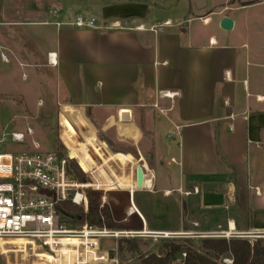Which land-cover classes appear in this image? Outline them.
<instances>
[{
  "label": "crops",
  "instance_id": "0c3cea01",
  "mask_svg": "<svg viewBox=\"0 0 264 264\" xmlns=\"http://www.w3.org/2000/svg\"><path fill=\"white\" fill-rule=\"evenodd\" d=\"M78 16L98 29L75 27ZM115 21L126 29H105ZM0 47V77L15 62L66 96V136L75 149L82 134L74 153L87 172L88 147L98 145L106 158L131 161L130 176L143 168L142 190L105 195L118 231L196 235L230 225L264 234V0H0ZM158 163L167 172L159 181ZM207 194L223 205L205 206Z\"/></svg>",
  "mask_w": 264,
  "mask_h": 264
},
{
  "label": "built area",
  "instance_id": "2783aa9c",
  "mask_svg": "<svg viewBox=\"0 0 264 264\" xmlns=\"http://www.w3.org/2000/svg\"><path fill=\"white\" fill-rule=\"evenodd\" d=\"M202 21L208 24L210 19L202 18ZM73 25L81 29H98L94 17L78 16ZM105 29L126 28L121 22L115 21L110 26H105ZM138 29L143 30L144 27ZM1 58L8 62L4 53L1 54ZM49 63L55 64L53 54L49 55ZM164 97L174 99L175 95L164 94ZM33 135L34 131L28 128L26 134L12 133L11 141L20 144L27 136ZM73 140L76 144L74 137ZM33 146L34 151L30 153H0V241L9 243L22 240L27 243L16 247L17 249L13 248L21 251L24 247L25 252L20 253L24 255L23 261L26 262L27 256L31 255L33 258L43 259V264H119L117 257L102 250L104 240L146 237L167 239L179 235L118 231L78 223L76 218L79 216L65 213L62 210L63 204L71 203L87 212L88 190L103 192L102 205L106 203L105 195L109 191L116 189L135 191L138 189L137 172L131 171L132 176L126 173V164L131 161L126 160L122 163L116 160V156L106 158L100 145L98 149L89 146L86 154L90 156L93 165L89 172L81 168L88 180L79 182L69 172V161L73 159L67 146L68 154L65 156L41 151L37 142H34ZM75 161L78 163L77 159ZM194 192L198 193V190ZM191 194L192 192L185 193L186 196ZM229 229L227 232L219 233L221 236L217 237L229 239L236 234L230 225ZM244 235L250 238L251 236L264 238V234L260 233ZM7 246L10 245L7 244L5 247ZM0 249L2 255L6 257L7 254H3L2 248Z\"/></svg>",
  "mask_w": 264,
  "mask_h": 264
},
{
  "label": "rangeland",
  "instance_id": "374dc122",
  "mask_svg": "<svg viewBox=\"0 0 264 264\" xmlns=\"http://www.w3.org/2000/svg\"><path fill=\"white\" fill-rule=\"evenodd\" d=\"M13 67L16 70L13 75L0 77V153H30L34 151V142L40 144L41 151L56 154L63 153L67 155L68 147L71 158L74 152L77 153L80 149H84L82 146L85 143L82 141V134H80L78 127H75V129L81 136L79 137L80 140H77V138V143H74L76 148H72L68 141L66 135L71 133L73 127L66 117L64 106L60 103L66 96L61 95L57 98L53 89L54 83L52 82V78L45 74L42 75V78L39 76L36 77L35 69L31 67L21 68L15 62H13ZM24 75H27V77L24 78ZM86 120L88 121L87 116ZM89 121L92 123L91 120ZM28 128L34 131L33 136H27L26 140L20 144L11 141L12 133L20 132L26 134ZM84 130L88 131L85 128ZM3 139L4 141L2 142ZM167 143L169 144L171 142ZM160 146L163 149L166 147L169 150L167 153L164 152V156L167 157L171 150L167 146L166 141L162 142ZM94 159L96 160L95 157ZM168 159L170 161V157ZM166 173V170L161 168L160 164L156 166L157 181L162 176L164 178ZM90 194L100 201L102 200V196H104L103 192L90 191ZM194 198L191 197L187 200L191 203ZM245 217L249 221V213ZM247 226L249 227V224ZM221 232L223 231L196 235L190 232L167 239L152 237L120 240L107 239L102 242L101 248L104 252H108L110 255L113 254V256L117 257L119 264H143L151 256L164 257L167 253L168 246L172 244H185L195 251L202 252H204L202 249L204 240L243 239L253 244L258 242L264 244V238L260 239L255 236H251L250 238L244 235L245 233H242L240 236L236 231V234L232 235L233 238H218L217 236H221L219 234ZM246 233L252 232L249 231ZM7 244L10 246L5 247ZM25 244L27 243L22 240H15L9 243L0 241V248H2L3 254H7L4 257L0 249V264H43V259L33 258L31 255L29 257L27 256L26 262L23 261L24 255L20 253L25 252L24 247H22L21 251L14 249ZM185 258L184 254H180L172 264H185ZM216 262L217 264H234L233 258L227 255L219 256Z\"/></svg>",
  "mask_w": 264,
  "mask_h": 264
},
{
  "label": "trees",
  "instance_id": "16d2710c",
  "mask_svg": "<svg viewBox=\"0 0 264 264\" xmlns=\"http://www.w3.org/2000/svg\"><path fill=\"white\" fill-rule=\"evenodd\" d=\"M59 155L65 156L63 153ZM72 159L69 161L70 174L79 182L87 181V176L81 168L86 172L87 170L75 153ZM87 198L89 201L87 212L71 203L63 204L62 210L75 217L79 216L81 219L76 218V221L81 224L106 227L110 230L124 229V226L114 221L109 206L102 205L98 198L92 197L90 190L87 191ZM202 249L204 252L195 251L185 244H172L168 246L164 257L151 256L143 264H172L180 254L185 255V264H217L216 259L222 255L231 256L234 264H264V244L262 242L253 244L243 239H212L204 240Z\"/></svg>",
  "mask_w": 264,
  "mask_h": 264
},
{
  "label": "water",
  "instance_id": "95a60500",
  "mask_svg": "<svg viewBox=\"0 0 264 264\" xmlns=\"http://www.w3.org/2000/svg\"><path fill=\"white\" fill-rule=\"evenodd\" d=\"M233 27V22L228 17H224L221 22V28L225 31H230ZM144 171L141 166L137 168V188L142 190L144 184ZM223 196L220 194H207L204 196V205L205 206H222L223 205ZM78 219H81L78 217Z\"/></svg>",
  "mask_w": 264,
  "mask_h": 264
},
{
  "label": "bare ground",
  "instance_id": "6f19581e",
  "mask_svg": "<svg viewBox=\"0 0 264 264\" xmlns=\"http://www.w3.org/2000/svg\"><path fill=\"white\" fill-rule=\"evenodd\" d=\"M234 227H233V224H232V229H233Z\"/></svg>",
  "mask_w": 264,
  "mask_h": 264
}]
</instances>
